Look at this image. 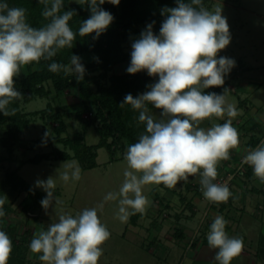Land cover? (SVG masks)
Masks as SVG:
<instances>
[{
  "label": "clouds",
  "instance_id": "9594fccd",
  "mask_svg": "<svg viewBox=\"0 0 264 264\" xmlns=\"http://www.w3.org/2000/svg\"><path fill=\"white\" fill-rule=\"evenodd\" d=\"M87 4L90 17L81 21L78 34L86 37L95 33L98 39L114 20L113 15L101 5H119L120 0H75ZM42 4V17L48 22L39 28L31 26L26 19V9L9 7L0 2V113L14 116L16 109H9L23 94L16 90L15 81L21 68L53 60L64 48H72L77 33L69 22L77 15L74 9L63 11L64 0H38ZM165 17L159 34L153 32L155 21L146 25L138 39L131 44V60L126 71L129 74L146 71L158 82L148 85V91L134 97L126 94L119 105H130L138 110V120L145 131L138 141L128 146L124 159L128 168L124 181L117 192H109L104 201L118 200L117 219L127 222L131 215L144 213L149 200L143 194L145 185H163L173 189L181 181L199 175L201 191L205 199L219 204L227 203L232 193L226 183H215L220 161L230 159V153L240 144V134L232 124L238 115L235 105L227 102L230 91L222 94L205 93V89L223 87L225 77L235 67V60L219 56L231 43L230 26L222 15V8L210 10L203 0H176V7H164ZM98 60V58H96ZM52 73L74 75L83 81L86 68L81 57L72 54L69 64L53 61L48 65ZM148 105L161 110L157 119L149 112ZM223 119L211 127L200 125L212 118ZM50 136L49 131L44 137ZM244 164L264 182V140L243 157ZM60 179L78 181L79 166L68 165ZM35 186L42 188L46 197L41 206L47 210L61 203L54 196L56 187L53 177L46 181L38 179ZM5 198L0 197V217ZM103 209V203L98 206ZM131 209V211H130ZM228 221L216 216L210 224L207 245L217 249L215 264H231L244 248L243 238L230 237L225 231ZM111 233L101 222L96 207L85 208L75 216L62 213L57 222L47 230L34 234L29 248L39 254L43 264H99L103 245ZM12 253V241L0 230V264H8Z\"/></svg>",
  "mask_w": 264,
  "mask_h": 264
},
{
  "label": "rangeland",
  "instance_id": "374dc122",
  "mask_svg": "<svg viewBox=\"0 0 264 264\" xmlns=\"http://www.w3.org/2000/svg\"><path fill=\"white\" fill-rule=\"evenodd\" d=\"M70 2L76 3L75 0H70ZM206 7L213 11L217 7L222 8V15L227 18L230 26L231 43L225 50L219 53V56L232 58L236 62L235 67L225 79L231 80L233 72H237L238 76L232 80L235 88L237 86V91H229L227 97L235 105L239 98H246L249 104V100H253L256 103L261 100L260 105L264 106V0H209V5ZM117 9L120 10L119 7ZM115 23L116 29L127 35L123 36L127 38L123 40L124 49L132 51V42L139 38L140 33L145 30L146 26L139 25L140 30L135 32L126 29L125 19H118ZM161 24L162 22H155L153 25V32L157 35L159 34ZM82 58L85 61V68H92L96 65L95 60L97 55L95 53H84ZM39 66V63L33 64L34 68H38ZM24 69H27V66ZM247 79L262 80L263 84L259 91L263 94L252 93V89H248V92L244 91L242 87L247 82ZM156 82H158V76L152 77L150 85ZM48 102L49 99L47 97L35 94L31 100L23 98L20 105L28 113L36 110L41 112ZM80 103L81 96L77 85L66 89L64 95L59 98V102L56 101L55 105L58 106L59 104L63 111H68V114H70L65 116L68 130L61 133L62 137L72 136L76 131L82 129L81 120L76 115L77 109L81 107ZM148 108L155 118L158 119L160 117L161 110L153 106H148ZM83 117L88 119L93 117L91 106H88V109L84 110ZM33 118L17 144L15 151L17 159L15 161L0 160V178L5 176L7 168L18 167V160L22 158L33 156L37 152L56 151L57 149L66 148L70 150L63 142H49L56 133L57 120H52L49 124H46L40 114L34 115ZM214 123H222V119L214 117L211 120H205L200 126L208 128ZM45 127L49 129L50 133V136L47 138L43 135ZM5 129L6 123L0 125V136L5 133ZM87 135L88 143H96L100 138L95 128H91ZM127 148L128 146L124 151L125 153ZM70 151L72 152V150ZM0 153H6V149L1 143ZM122 153L121 149H117L115 156L119 157ZM98 154V165L88 169H83L79 159L76 157L64 160H45L38 163L26 162L20 168L19 173L35 188L43 191L45 194L47 193L42 188L35 186V182L38 179L46 181L50 176L53 177L56 185L54 196L58 197L61 203H53L47 210L43 207L39 209L24 208L22 200L25 192H16L11 189L6 190L2 197L12 204V211L5 217L6 223L4 226L8 227L15 224L17 234L15 242L12 244L11 256L15 255L17 249L19 250L23 247L21 249L23 252L24 247H27L25 264H43L39 260V254L32 253L29 248L34 234L47 230L48 225L57 222L58 216L62 213H70L75 216L85 208L96 207L101 222L111 233L110 238L103 245V255L99 260V264H207L200 260L192 262L191 257L187 258L193 233L196 231L197 233L201 232V225L198 226V223L206 204H200V211L193 218L189 219L185 216V212L189 211V208H186L189 200L185 192V182L181 181L173 189L166 188L162 184L145 185L142 191L150 202L146 211L142 214L136 213L135 215H131L127 222H121L117 219L118 200L105 202L104 197L109 192H117L121 187L124 181V171L128 168L127 162L124 157L113 159L112 154L105 146L98 149ZM242 161L234 172H229L234 175L233 179L249 170L250 167ZM72 164L79 166L81 169V178L78 181L69 179L68 182H64L60 179V175L66 170L71 174L72 169L68 168V165ZM219 164H222V161ZM182 187L185 189L184 191H182ZM170 193H175L174 197H170ZM155 198H158V201H155ZM101 203H103L102 210L98 207ZM258 210L260 215L251 213L253 217L248 212V209H246L243 215V221L246 220V224L239 227L240 232H243L242 228L248 229L247 231L250 230L248 232L249 239L246 241L247 244H245V249L248 250L251 249V245L256 248L259 243V235L264 221L262 214L264 212L262 209ZM179 213L180 217H177ZM239 213L240 215L242 214L241 212ZM205 214L208 215L209 212H205ZM179 218L181 224L176 221ZM133 219L138 221V225L131 222ZM159 226L163 227L161 231ZM177 226L185 228L186 235L180 237L178 240L175 237L173 240L167 239L165 237L167 233L173 235L178 233L177 230L179 229ZM198 227L199 230H197ZM236 227L235 224L234 228L236 229ZM158 235L159 238L156 239ZM261 246L263 247L264 243ZM151 249H156V251L152 252L150 251ZM170 250H172L171 253ZM231 263L243 264L241 256L235 257Z\"/></svg>",
  "mask_w": 264,
  "mask_h": 264
},
{
  "label": "trees",
  "instance_id": "16d2710c",
  "mask_svg": "<svg viewBox=\"0 0 264 264\" xmlns=\"http://www.w3.org/2000/svg\"><path fill=\"white\" fill-rule=\"evenodd\" d=\"M0 2L8 3L9 7H22L26 11L27 22L36 28L44 26L48 21L45 20L41 13L43 5L38 0H0ZM204 6L209 4V0H203ZM104 10L110 12L114 20L108 29L100 35L98 39H93L95 33L86 37L78 34L81 21L88 19L91 15L86 3L80 5L71 3L70 0H64L65 10L74 9L76 16L69 22L70 27L77 33L76 40L73 42L72 48H64L60 50L53 60H41L39 67L34 68L33 64L27 65V69L21 68L20 75L16 78V90L23 94L26 100H31L34 95L45 96L49 102L43 110L26 112L22 109L21 100H15L9 105V109L15 108L14 116H4L0 113V125L6 123L5 133L0 136V143L6 149V153H0V160L15 161V151L18 142L26 128L29 127L33 116L40 114L46 124L52 120L58 121V126L49 142H63L70 150L57 149L56 151L38 152L29 158H22L16 168H7L5 176L0 178V197L11 189L16 192H25L23 197V207L39 209L41 208V200L46 194L35 188L20 173L19 168L26 162H41L51 159H69L76 157L79 159L83 168H91L97 165L98 148L105 146L112 154V158H116L117 149L122 150L121 156H125V149L132 143L138 141L141 133L145 131V125L138 120L139 111L132 109L130 105L120 107L126 94L131 93L134 97L148 91L151 76L146 71L136 74H117L112 72L113 66L122 61L131 60L130 53L124 49L123 40L127 39L126 33L116 29V21L125 19L126 29L138 32L139 25L146 26L155 21L163 22L165 17L161 14L164 7H176V0H120L119 5L105 3L101 5ZM119 7L120 10L117 8ZM154 27V26H153ZM123 37V38H122ZM92 52L97 55L96 65L92 68H86V74L83 81L77 82L74 75H65L63 72L52 73L48 70V65L53 61L69 64L72 54L81 57V62L85 65L82 55ZM97 71V72H96ZM49 82V84H48ZM229 79H225L223 87H213L205 89V93L215 92L222 94L225 88H228ZM48 84V85H47ZM77 85L81 96V107L77 109V118L81 120L82 129L76 131L72 136L62 137V132L68 130V124L65 116L68 111H63L62 107L55 105L56 101L64 95L69 87ZM92 107L93 117L91 119L83 117L85 109ZM152 106V105H148ZM154 107V106H153ZM90 125H94L99 133L100 139L96 144H87L85 141V133ZM49 131L47 127L43 129V135ZM4 198V197H2ZM3 210L6 213L4 217H0V230L6 232L12 241L15 242L16 225L5 227V217L12 211V204L7 202ZM132 220L131 222H135ZM16 250L15 255L10 256L8 264H25L27 259V247ZM22 252V253H21ZM260 255L264 257V246L259 250ZM19 262H17V261Z\"/></svg>",
  "mask_w": 264,
  "mask_h": 264
},
{
  "label": "crops",
  "instance_id": "0c3cea01",
  "mask_svg": "<svg viewBox=\"0 0 264 264\" xmlns=\"http://www.w3.org/2000/svg\"><path fill=\"white\" fill-rule=\"evenodd\" d=\"M83 58H85V56H83ZM129 65H130V62L128 61H122V62L116 63L113 66L112 72L117 73V74L128 73L126 69ZM237 76H238V73L233 72V77L230 80V84L227 88L230 91H233V92L237 91V86L235 88L232 82L233 78ZM262 84H263L262 80L247 79V82L244 83L242 88L246 92L249 91L248 89L250 90L252 89L253 90L252 93H255V94L259 93L262 95L263 93L259 91L261 90L260 88ZM246 100H247L246 98H239L237 104L235 105L233 104V102H231L230 98L227 97V102L235 105L238 111V115L235 118H232V124L238 130L240 134V144L237 149H233L231 151L229 160L222 161V164H218V169H217L218 176L225 175L226 173H229V172H234L236 167L240 165L241 161L243 160V157L247 154V152L250 149L255 148L260 143L261 140H264V106L260 105L261 100L258 103H256L253 100H249L250 104ZM226 119L228 118L227 117L223 118L222 123H224ZM91 128H95V126L90 125L87 128L86 134H85V141L87 144H96L99 142V140L96 143L87 142V137H88L87 134L91 130ZM98 155L99 154L97 153L96 160L98 158ZM51 160H48V161H51ZM56 160H64V159H56ZM97 165H98V161H97ZM20 168H19V171H20ZM83 169H88V168H83ZM228 187L232 193V196L229 198L227 203H219L218 207H216L217 205L216 203L210 202L204 198L202 191H201L199 175H196L194 177H189L188 181L185 182L186 190L182 187V191L185 190V192L188 195L187 197L189 200V204H187L186 208H189V211H187V213L185 212L186 214L185 216H187L189 219L193 218L194 216L198 214V211H200V207H199L200 204H204V205L206 204L204 206L205 207L204 212L202 216L200 217V221L198 223V226L201 225L200 226L201 232L197 233V231L196 232L194 231L195 233H193V236L190 242L189 253L187 255V258L191 257L192 262L193 261L198 262L200 260L201 262H205L207 264L215 263L214 258L218 250L211 249L208 247L207 234L210 230V224L213 222L216 216L220 215V216H223L224 219L228 221L226 228H225V231L227 232V234L230 237L243 238L244 248L240 254L243 264H264V257L260 255L259 253L261 245L262 243H264V221H263V226H262V229L259 235V240H258L259 243L257 244L256 248L252 247L251 245V249L249 250L245 249V244H247L246 241L249 239L248 232L250 230L247 231L248 229L242 228L243 232L239 231V227L243 226V224H246V220L243 221V215L246 209H248V212H250V214L252 213L254 215L256 214L260 215V212L258 209H262L264 212V182H261L258 178L254 176L252 168L250 167L249 170L245 171L244 174L239 175L238 177L233 179L231 183L228 184ZM174 195L175 193H170V197H174ZM155 201H158V198H155ZM205 212L206 213L209 212V214L207 215L205 214ZM239 212H241L242 214L240 215ZM177 217H180V213L177 215ZM262 217H264V213L262 214ZM176 221H178L179 224H181L180 218L179 220L176 219ZM133 223L135 225H138L137 220ZM235 224L237 226L236 229L234 228ZM177 227L179 229L177 230L178 231L177 234L173 235L171 233H167L165 237L171 240H173L174 237L176 238V240L180 239V237H184L186 235V229L181 226L180 227L177 226ZM159 229L161 231L163 227L159 226ZM191 229L193 228L191 227ZM197 230H199V227ZM158 238H159V235L157 236L156 239ZM150 251L155 252L156 249L154 250L151 249ZM171 252L172 250H170V253Z\"/></svg>",
  "mask_w": 264,
  "mask_h": 264
},
{
  "label": "built area",
  "instance_id": "2783aa9c",
  "mask_svg": "<svg viewBox=\"0 0 264 264\" xmlns=\"http://www.w3.org/2000/svg\"><path fill=\"white\" fill-rule=\"evenodd\" d=\"M233 176L234 175L231 173H229L228 175H221L220 177H217L214 182L215 183H221V184L226 183L228 185L231 183L230 181L233 179Z\"/></svg>",
  "mask_w": 264,
  "mask_h": 264
}]
</instances>
